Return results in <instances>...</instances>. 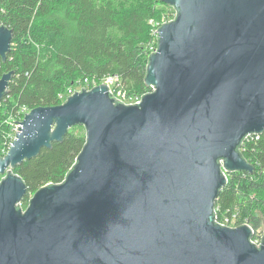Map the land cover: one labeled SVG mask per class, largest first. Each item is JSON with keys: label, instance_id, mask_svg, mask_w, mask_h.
<instances>
[{"label": "water", "instance_id": "obj_1", "mask_svg": "<svg viewBox=\"0 0 264 264\" xmlns=\"http://www.w3.org/2000/svg\"><path fill=\"white\" fill-rule=\"evenodd\" d=\"M146 84L127 105L105 83L30 110L0 157V264H264L252 228L215 222L222 169L254 167L239 148L264 132V0H162ZM12 31L0 24V59ZM12 73L0 79V102ZM82 125L87 143L59 185L33 195L14 169Z\"/></svg>", "mask_w": 264, "mask_h": 264}, {"label": "trees", "instance_id": "obj_2", "mask_svg": "<svg viewBox=\"0 0 264 264\" xmlns=\"http://www.w3.org/2000/svg\"><path fill=\"white\" fill-rule=\"evenodd\" d=\"M158 4L162 0H0V24L13 35L7 59H0V79L12 73L0 102V117L21 107L61 105L59 94L64 88L85 79L101 83L118 76L128 96L151 92L146 84L149 21L160 20ZM243 142L239 151L254 172L232 173L215 200V217L239 211L242 220L259 229L264 208V132ZM86 143L87 133L69 131L61 142L14 169L27 186L24 207L42 188L65 181Z\"/></svg>", "mask_w": 264, "mask_h": 264}, {"label": "built area", "instance_id": "obj_3", "mask_svg": "<svg viewBox=\"0 0 264 264\" xmlns=\"http://www.w3.org/2000/svg\"><path fill=\"white\" fill-rule=\"evenodd\" d=\"M170 8H172L173 12H169L166 16L163 17L162 20L153 19L149 21V24L151 26V32H150L151 41H150V44L148 45V48L150 50V55L153 53H156L158 50L159 29L164 24L172 22L177 16L176 9H174L173 7H170ZM102 83H105L108 86V90L114 98H116L120 102L127 104V105H133V104L140 103L142 102V99L145 96V95L136 96L133 98L134 102L129 103L128 97H127L128 95L125 92H123L120 87L121 83H120L118 76H109L103 79L101 83H98L93 80L91 81L89 79L80 81L76 83L75 87H72V89H70L67 92V94H63V93L59 94V100L61 101V104H63L67 101L69 97L73 96L75 93L81 92L84 89L86 91H89ZM151 92H153V89H151ZM29 112L30 110L27 109L26 107L19 108L14 114L6 115V113L2 112L3 116L0 117V157H4L9 153L10 149L13 146L14 141L16 140L17 134L21 127V123ZM250 136L252 135L247 136L246 139ZM222 173L227 178V182H228L232 173H229L228 171L224 169H222ZM29 202H28L27 207L23 206V202L19 204L23 212L26 211V209L29 207ZM215 222L218 225L222 227H227V228H235L239 226L240 224H246L250 226L253 231L251 243L257 247L261 246L262 238L264 235V228L260 227L259 229H256L247 220H242V217L239 211H235V213H233L231 216L225 215L221 218H218V216H216Z\"/></svg>", "mask_w": 264, "mask_h": 264}, {"label": "rangeland", "instance_id": "obj_4", "mask_svg": "<svg viewBox=\"0 0 264 264\" xmlns=\"http://www.w3.org/2000/svg\"><path fill=\"white\" fill-rule=\"evenodd\" d=\"M158 10L160 11V14H162V16L160 17V20H162L163 19V17H164V15L166 16L169 12H173V10H172V8H169V6L168 5H166V4H158ZM78 82H80V81H77L76 83H78ZM76 83L75 84H73L71 87H69V88H67L68 86H66L64 89H65V91H63L62 93L63 94H67V92L70 90V89H72V87H75V85H76ZM128 97V102L129 103H131V102H134V97H136V96H127ZM70 131L71 132H73V133H75V134H85L86 133V129H85V127L84 126H82V125H77V126H74L73 128H71L70 129ZM4 177L2 176V175H0V181L3 179ZM264 208L262 209V213L260 212V216L262 217V220H263V222H262V225H261V227H263L264 228Z\"/></svg>", "mask_w": 264, "mask_h": 264}]
</instances>
